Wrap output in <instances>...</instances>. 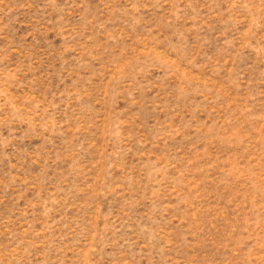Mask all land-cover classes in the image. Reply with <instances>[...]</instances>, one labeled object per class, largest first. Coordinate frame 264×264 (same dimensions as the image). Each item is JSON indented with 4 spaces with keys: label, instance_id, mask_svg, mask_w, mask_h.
<instances>
[{
    "label": "rangeland",
    "instance_id": "1",
    "mask_svg": "<svg viewBox=\"0 0 264 264\" xmlns=\"http://www.w3.org/2000/svg\"><path fill=\"white\" fill-rule=\"evenodd\" d=\"M0 264H264V0H0Z\"/></svg>",
    "mask_w": 264,
    "mask_h": 264
}]
</instances>
